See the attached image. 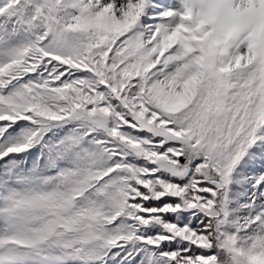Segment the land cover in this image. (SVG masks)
I'll use <instances>...</instances> for the list:
<instances>
[{
    "label": "snow or ice",
    "instance_id": "1",
    "mask_svg": "<svg viewBox=\"0 0 264 264\" xmlns=\"http://www.w3.org/2000/svg\"><path fill=\"white\" fill-rule=\"evenodd\" d=\"M0 264H264V0H0Z\"/></svg>",
    "mask_w": 264,
    "mask_h": 264
}]
</instances>
